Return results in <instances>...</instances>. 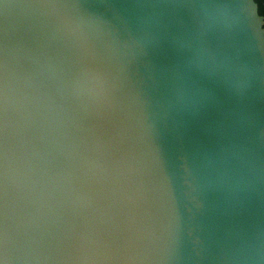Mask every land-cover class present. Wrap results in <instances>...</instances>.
Instances as JSON below:
<instances>
[{
  "label": "water",
  "instance_id": "obj_1",
  "mask_svg": "<svg viewBox=\"0 0 264 264\" xmlns=\"http://www.w3.org/2000/svg\"><path fill=\"white\" fill-rule=\"evenodd\" d=\"M0 264H264L256 0H0Z\"/></svg>",
  "mask_w": 264,
  "mask_h": 264
},
{
  "label": "trees",
  "instance_id": "obj_2",
  "mask_svg": "<svg viewBox=\"0 0 264 264\" xmlns=\"http://www.w3.org/2000/svg\"><path fill=\"white\" fill-rule=\"evenodd\" d=\"M258 3V11L261 13L262 8H264V0H256Z\"/></svg>",
  "mask_w": 264,
  "mask_h": 264
},
{
  "label": "snow or ice",
  "instance_id": "obj_3",
  "mask_svg": "<svg viewBox=\"0 0 264 264\" xmlns=\"http://www.w3.org/2000/svg\"><path fill=\"white\" fill-rule=\"evenodd\" d=\"M261 14L264 15V8H262Z\"/></svg>",
  "mask_w": 264,
  "mask_h": 264
}]
</instances>
